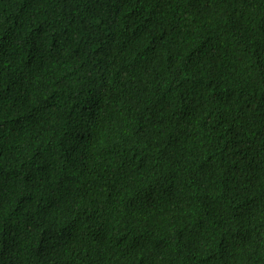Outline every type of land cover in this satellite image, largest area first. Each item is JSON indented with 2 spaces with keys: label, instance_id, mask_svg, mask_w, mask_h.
<instances>
[{
  "label": "trees",
  "instance_id": "trees-1",
  "mask_svg": "<svg viewBox=\"0 0 264 264\" xmlns=\"http://www.w3.org/2000/svg\"><path fill=\"white\" fill-rule=\"evenodd\" d=\"M0 264H264V0H0Z\"/></svg>",
  "mask_w": 264,
  "mask_h": 264
}]
</instances>
